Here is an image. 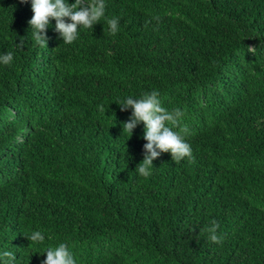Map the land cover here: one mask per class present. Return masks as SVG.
<instances>
[{
  "label": "trees",
  "instance_id": "1",
  "mask_svg": "<svg viewBox=\"0 0 264 264\" xmlns=\"http://www.w3.org/2000/svg\"><path fill=\"white\" fill-rule=\"evenodd\" d=\"M105 5L115 34L102 18L66 44L52 20L42 47L31 0H0V55L13 53L0 63V253L42 264L64 243L76 264H264V0ZM153 90L183 112L168 126L187 127L192 158L162 153L144 177L145 126L122 132L133 110L118 102ZM213 220L221 243L203 231Z\"/></svg>",
  "mask_w": 264,
  "mask_h": 264
},
{
  "label": "clouds",
  "instance_id": "2",
  "mask_svg": "<svg viewBox=\"0 0 264 264\" xmlns=\"http://www.w3.org/2000/svg\"><path fill=\"white\" fill-rule=\"evenodd\" d=\"M21 4L28 3V0H20ZM105 0H75L69 4L67 0H31L32 18L28 21L32 31L33 40L42 47H47V30L50 22L55 20V31L60 34L63 43L71 44L78 38V29L93 28L102 18L109 26L112 34L118 31L119 19L117 17L107 18L105 16ZM159 20V17H154ZM70 21V22H69ZM24 41L21 39L17 44L18 48H23ZM248 53L253 54L255 47H247ZM13 61V53L7 52L0 55V63L9 65ZM159 92L153 90L144 93L142 98L134 99L128 96L120 100L121 111L131 108L132 115L127 122L123 123L122 132L130 133L137 125L143 123V139L147 141L144 145V158L137 165L136 171L144 177L151 175L150 168H153V161L162 153H170L174 162L178 163L185 158H192V149L185 141L182 133H187V127L174 131L173 127H178L183 112L179 108L171 111L161 106L158 99ZM99 111L104 112V106H98ZM171 124L173 127H169ZM219 224L213 220L211 226L203 231L208 233V238L213 243H221L222 237L217 235ZM31 242H43L45 237L40 231H35L27 238ZM17 257L12 251L0 253V261L3 264H16ZM42 264H76L73 254L64 243L55 248H50L46 252V259Z\"/></svg>",
  "mask_w": 264,
  "mask_h": 264
}]
</instances>
